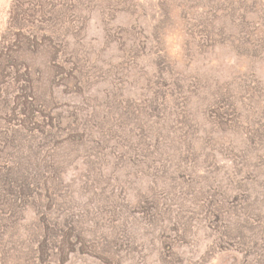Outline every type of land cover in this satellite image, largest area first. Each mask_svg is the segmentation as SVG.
<instances>
[{"label":"rangeland","instance_id":"obj_1","mask_svg":"<svg viewBox=\"0 0 264 264\" xmlns=\"http://www.w3.org/2000/svg\"><path fill=\"white\" fill-rule=\"evenodd\" d=\"M19 1L38 0H0V49L12 43L17 34L30 31L28 22L23 27L14 24ZM103 1L82 0L84 3L77 5L83 25L66 31L70 43L63 61L58 58V62L66 68L77 67L81 84L74 88L73 76L60 73L46 108L52 116L61 114L59 118L67 121L68 115L84 114L94 125L92 143L98 145L68 142L66 131H58L56 144L49 138L48 143L41 141L43 134L38 132L31 138L30 132L25 133L26 143L18 150L26 157L22 162L26 161V168H33L35 162L40 170L31 174L36 182L33 189L25 190L31 192L26 204L19 208L11 201L6 204L0 200V264H264V30H256L252 37L240 36L237 25L241 24L242 12L231 6L239 0H116L120 9L111 22ZM178 4L180 9L190 10L192 6L197 16L209 11L205 17L211 19L214 33L224 28V33L233 34L215 37L206 48L193 45L185 51L186 33L177 26L181 23ZM246 4L255 8L249 10L248 17L259 23L264 0H249ZM162 6L171 10L165 43L154 45L156 52L144 50L137 60L127 62L115 40L107 41V35L126 28L136 18L146 26L144 35L151 34L155 21L162 16ZM40 16L38 12L29 22L36 20L32 28L37 26L38 35L44 36L42 43L37 51H27L24 58L46 76L51 62L47 53L51 55L53 44L46 32L50 31L49 25L55 28V23L47 18L38 21ZM164 48L169 66H174L177 75H188L190 83L192 77L200 76V81L223 84L236 93L232 101L237 112L219 115L221 119L224 115L233 117L222 125L223 121L215 119L207 108L210 86L202 85L203 90L188 95L186 90L161 87L164 100L176 97L181 108L188 103L186 109L192 117L185 124H192L189 130L196 142V151L190 153L179 128L185 119L180 115L169 121L166 114H161L158 126H148L140 119L129 120L123 126L120 121L114 122L116 131L109 137L100 135L99 125L92 119L94 114L102 117L111 111L106 107V97H113L117 88L119 109L128 99L143 104L144 98L153 97L159 79L153 72V60ZM73 54L78 64L73 65ZM250 69L254 73L249 74ZM163 73L166 77L165 69ZM245 76L260 83L261 93L255 84L250 90L242 87ZM33 82L44 88L51 84L49 79L36 77ZM11 90L13 93V86ZM157 118L153 116L149 124H155ZM140 130L153 140L154 135L148 133L167 132L169 137L165 145L159 141L158 148L147 144L145 159L134 162L121 157L127 133L136 144ZM184 130L188 131V126ZM206 138L211 140L204 147ZM146 140L152 144L149 137ZM207 150L208 157L203 155ZM51 160L53 168L48 165ZM90 168L100 169L103 176L86 185ZM37 195L53 197L46 204ZM59 206V211H53ZM17 208V214L12 215ZM68 210L73 212L75 233L80 231L81 236L76 239L73 235L64 249L49 242L48 249L43 252L41 248L43 255L39 254L42 237L35 239L34 232L41 216L53 211L64 219Z\"/></svg>","mask_w":264,"mask_h":264},{"label":"trees","instance_id":"obj_2","mask_svg":"<svg viewBox=\"0 0 264 264\" xmlns=\"http://www.w3.org/2000/svg\"><path fill=\"white\" fill-rule=\"evenodd\" d=\"M183 1L186 2V0ZM246 1L249 2V0H239L235 4L231 5L233 8L241 9V24L237 25L239 26L237 27V31L241 33L240 36H243V39L246 36L252 37V34L256 33L261 28L264 30V15H262V17L259 13V17L261 16L259 18L260 22H254L252 18L248 17V12L249 10L255 11V8L252 4H250V7L248 8ZM46 2L47 4H45L42 0H38L32 1L31 3H23L22 1L17 3L15 8L19 14L16 16V22L14 24L18 27H23V23L28 22L31 24L30 31H27L25 34H17L12 43H9L8 46L3 47V49H0V108L2 109L0 112V125L3 123L2 126H0V200L2 199V203L6 204H8L7 201H11L12 206L16 205L19 206V208L20 205L22 206L26 204L27 200L31 196V192L26 193L25 190L33 189L32 187L35 186L36 181L31 177L32 172L37 174L40 170L35 162L33 168L31 166L26 168V161L22 162V159H26V157L18 150L21 148L20 145L26 143L25 133L30 132L31 138L33 133L38 132L43 134L41 141L48 143L46 139L49 138V142L56 144L59 139V133L66 131L67 137H69L68 142L76 141L77 143H87L91 145V147L98 145V143H92L94 125L89 122L90 119L86 116L84 117V114L79 113V115L76 116L73 114L71 116L68 115L69 121H67L59 118L61 117V114L54 117L46 110L51 103L50 98L52 90L60 73L65 76H68L69 74L73 76L72 83L74 88H77L78 85L81 84V73L77 72V67H63L64 64L58 62V58H60L61 62L63 61L65 57L64 52H66L70 43L69 41H66V31L71 29L72 26L82 27V21L84 20V18L80 15L81 9L79 11L77 8L78 4L82 5V3H84L82 0H46ZM116 3V0H104L102 2L104 11L106 12V16L110 22L117 17V11L120 9V5ZM180 7L181 5L178 4L179 13L181 14V23L177 24V26H180V30L184 34H187V36L185 34V41L183 43L185 51L193 45L206 48L213 42L215 37H222L226 33L233 34L232 32L224 33V28L218 30L219 34L214 33V29L211 25V19L205 17V14L208 15L209 11L205 12L204 16L203 12L199 13L197 16L192 6H190V10L185 7L180 9ZM161 11L162 16L159 20L155 21L153 31L150 32L151 34L144 35L143 30L146 26L141 23L139 24L136 18L126 28L120 27L118 30L110 33L108 32L107 41L111 42L115 40V43H117L116 46L123 51L124 58L127 62H134L137 60L139 55H142L143 52H145L144 50L156 52L154 51V45L157 46L159 43H165L164 34H167V31H165L167 28L166 24L167 22L170 23L169 18L171 16V10L168 7L165 8L162 6ZM38 12L41 14L38 21H44V18H47L55 23V28L49 25L47 28L50 31L46 32L48 35L47 37L53 42L50 47L52 49L51 55L46 52L49 62L51 61L48 64L50 71L46 76H44L40 67H33V65L27 63L24 58V54L27 51L35 52L38 50L42 43V37H44L43 35H38L37 26L32 28V24H34L36 20H31L32 23L29 22V18H32L35 14L37 15ZM230 12H233V10L231 9ZM234 26L235 24L231 25V27ZM212 45H214V43ZM65 61L66 60H64V62ZM72 61L73 65L78 64V60H76L74 54ZM153 66V72L160 79L155 82L153 97L144 98L143 104L140 102L137 103L132 99H128L125 103H123L122 109H119L118 97H120V89L117 88L115 92L116 94H114L113 97H106V107L107 109L110 107L109 110L111 111H106L105 114H103L105 116L102 117H97V114L92 116V119L95 120V124L99 125L98 128L100 135H108V137L109 135L113 136L116 131L114 128V122L120 121L123 126L125 123H128L129 120L138 121L137 119H140L148 126H158V120L162 118L160 116L161 114H166V118L169 121L171 117H177V115H180L182 118H185L181 125L180 121L179 128L180 126L182 127L184 140L187 142L186 150L189 153L191 151H196L195 137L189 130V127L192 126V124H185L186 122L189 123L190 118L192 117L191 113H188L186 109L188 103L185 107L181 108V105H179V101L176 97L169 101L164 100L165 93L161 89L162 86H171L176 92L186 90L187 95L192 94L193 91H197L199 89L203 90L202 85L210 86L209 94H207L210 99H208L206 103L208 110L211 114H213L215 119L220 120V116L230 110L234 113L237 112V108L233 103L235 100L232 101V97L234 98L236 96L235 92H232L229 87H224L223 84L219 85L214 83L212 85L213 82L209 80L200 81V78H203L200 76L192 77L193 81L191 80L190 83L188 75H177L175 73L174 66H169L167 49H159L156 58L153 60ZM164 69L167 71L166 77L163 76ZM251 73H254L252 69H250L249 74ZM34 77L38 80L49 79L51 84L44 88L41 85H37L36 82H33ZM242 82V87L245 88V90L253 89L251 88V85L255 84V86L259 87L261 93L260 83H256L254 79H249L245 76ZM35 84L37 86H35ZM12 86L14 88L13 93L11 90ZM148 89L150 88L148 87ZM10 97H12L13 100L12 105L10 104ZM262 100L264 102V97ZM174 107L176 108L174 109ZM17 108H19V114L17 112ZM261 108L263 111L264 104H261ZM10 115L13 116L14 119H7ZM16 115H18V117ZM153 116L158 118L155 124H149L150 122H153L151 121ZM230 116L231 115H224L221 119L223 121L221 124L223 125L226 119L233 120V117ZM15 118H17V122ZM6 119L9 120L10 124L6 123ZM185 126H188V131L184 130ZM58 131L60 132L58 133ZM146 133L147 132L140 130L138 133L139 137L135 140L136 144L131 141L132 139L127 133L126 141H123L126 150L124 155L120 154L121 157L126 156V158L128 157V160L134 162H137V159L141 157L142 159H145L147 149L144 150V148H146L145 146L147 144L158 148L160 144L165 145L169 137L167 132L166 135H163L160 131H155L153 132L154 134L148 133L152 136L154 135L153 140ZM147 137H149V141H151L152 144L146 140ZM210 140L211 138H206L204 140V147H206L207 144H210ZM130 141L132 143H130ZM208 152V150L204 151L203 155L208 157ZM94 153L95 149L92 154ZM18 161L22 164H18ZM48 165L51 168L55 166L52 160L48 162ZM102 176L103 173L100 169L90 168L86 173L85 180L87 183L85 182V184L88 185L89 183H93L95 182V179L99 180ZM151 188L153 189L154 187L152 186ZM51 190L55 191V187H52ZM35 197H37V199L44 198L47 204L53 196L45 195L44 197H41L40 195H37ZM147 199L148 198L142 201H146ZM52 205L54 207V202ZM59 209L60 206L58 209H54L53 211H59ZM53 211H47L41 216V221L39 222L41 224L39 227H36L35 230L37 231L34 232L35 239L38 235H41L42 237V241H39V245L41 246L40 248L38 247L39 251H37L42 255L43 252L46 251L45 249H48L49 242H54L57 246L59 245L60 249H64L63 246L71 243V237L73 235L76 239L81 236L80 231L75 233V227L73 226L75 223H72L74 218L72 210H68V214L63 216L64 219L61 218L60 214L55 216ZM17 212L18 208L11 214L16 215ZM41 248L43 252L41 251Z\"/></svg>","mask_w":264,"mask_h":264}]
</instances>
